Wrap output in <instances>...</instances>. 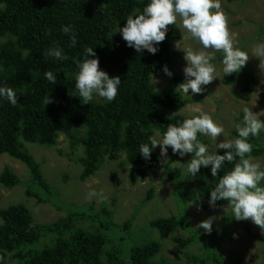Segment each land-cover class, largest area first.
<instances>
[{
    "label": "trees",
    "instance_id": "trees-1",
    "mask_svg": "<svg viewBox=\"0 0 264 264\" xmlns=\"http://www.w3.org/2000/svg\"><path fill=\"white\" fill-rule=\"evenodd\" d=\"M149 0H0V85L11 87L17 94L18 105L13 106L6 99H0V155L21 162L28 168L30 178L26 195L37 203H54L56 191L45 180L40 165L25 148L24 143L42 147H54L60 134L67 137L72 149L80 146L81 173L84 181L91 177L103 161H116L124 156L132 166L127 178L130 184L151 176L159 167V154L152 152L150 160L139 154V146L147 143L155 131L164 133L169 124H177L186 118L177 112L191 101L184 98L175 88L182 79L173 74L165 87L158 89L151 84V77L162 71L173 52L170 39H180L181 32L176 24L168 27L166 39L159 44V51L152 55L144 50L137 53L127 47L116 25L122 28L134 10L143 8ZM71 24L76 32L77 43L70 46L69 35L61 27ZM54 45L64 49L67 59L56 60L45 53ZM85 47H92L99 58L100 69L109 76H119L121 86L112 102L94 98L84 105L75 88L77 61L83 59ZM215 60L223 56L215 55ZM90 57V58H96ZM57 75L55 84L44 77L46 71ZM237 73L224 76L222 83L235 82ZM249 83L235 90L233 96L239 100L250 98L249 85L252 74L247 73ZM251 81V82H250ZM49 96L51 103L45 105ZM244 112L236 119V125L243 120ZM264 120V114L260 116ZM236 137V129L232 131ZM202 142H208L199 137ZM253 144L251 155L264 156V131L257 138L250 137ZM221 155L224 150H221ZM225 163L218 177L211 175L209 168H202L196 176L187 175L186 191L176 194L180 201L192 202L206 207L210 190L219 181V176L234 167ZM190 161V160H189ZM188 161V162H189ZM168 178L177 182L182 178L178 168L167 166ZM20 179L8 168L0 172V185L11 189ZM34 190H32V189ZM152 197L148 191L147 200ZM56 201V200H55ZM223 201H218L220 204ZM30 209V208H29ZM23 204L0 208V264H170L156 259L161 250L158 241H149L134 246L124 257L120 251H107L108 236L100 229L108 230L112 223V209L101 207L94 210L93 203L81 207L71 205L66 216L55 222H34L32 211ZM95 218L100 224L89 231L77 224L81 219ZM188 218L182 216L159 217L149 221L161 239L168 237L178 228L187 227ZM131 220L121 224V230H129ZM242 228L249 238L259 240L262 245L264 264V236L254 235L247 223ZM264 230V228H262ZM173 242L184 250L191 239L172 237ZM215 249L207 253L213 264H225L226 258L216 254ZM201 264L204 260L193 255ZM205 262V261H204Z\"/></svg>",
    "mask_w": 264,
    "mask_h": 264
},
{
    "label": "rangeland",
    "instance_id": "rangeland-1",
    "mask_svg": "<svg viewBox=\"0 0 264 264\" xmlns=\"http://www.w3.org/2000/svg\"><path fill=\"white\" fill-rule=\"evenodd\" d=\"M221 5L228 18L230 31L236 33L235 45L249 53V60L241 72L237 73L235 82L230 85L222 83L225 75L222 71L221 60L212 61L217 67V78L205 86L206 92L192 96V99L200 97L199 100L191 101L177 113L191 117L198 114L192 112L193 108L205 111L224 125L227 133L224 138L232 139L234 138L232 131L236 129V119L240 117L245 108L251 109L254 114L261 113L260 116L264 114L262 113L264 112V83H262L264 82V70L260 67L264 65V56H257L255 53L257 45L264 43V0H221ZM176 25L180 29L181 36L180 39H170L173 55L170 66L166 65L183 82L185 79L183 68L186 66L184 53L176 50L174 45L178 41H181L185 48L198 49L201 45L189 38V34L182 27L179 19ZM215 55L223 56V53L218 51ZM247 73L253 76L249 85L250 98L248 100L236 99L233 92L243 88L247 82L249 83ZM152 78L158 80L159 83L153 84ZM167 79L168 77L162 70L151 77V84L161 89L167 84ZM189 95H192L191 90H189ZM95 99L102 100L103 98L97 96ZM202 137L208 142L210 150L215 151V142L210 137ZM224 138L219 137L217 143ZM24 146L40 165L47 183L56 191L54 203L56 202L57 206L59 204V210L53 204L37 203L34 198L26 195V187L30 185L27 183L30 178L28 168L6 154L0 155V172L4 167H8L20 181L11 189L0 185V208L23 204L31 209L29 210L32 211L34 222L38 224L63 219L71 205L81 207L93 203L94 210L98 213H102V206L111 208L113 212L111 221L115 226L108 230L100 229L108 236L105 246L107 251H120L124 257H127L132 247L149 241H158L161 250L156 259H164L170 264H200L198 260H194L193 255L205 261L201 264H213L208 259L207 253L215 249L217 255L226 258L225 264H263L262 243L257 239L249 238L242 224L247 223L254 235L264 236V230L252 223L250 219L236 221L231 210H225L227 201L216 204L214 207L209 205V201H205L207 208H204L195 206L192 202H181L177 199L175 193L179 190L186 191L184 183L187 179L184 175V166L181 164H186L192 158V154L181 158L174 155L169 148L167 158L160 156L159 167L155 173L132 185L127 178L131 166L125 162L124 156L116 161L104 160L91 177L81 181L79 174L82 168L79 159L83 153L80 146L72 149L66 136L60 134L57 144L51 148L31 143H24ZM155 151L160 155L159 146L155 148ZM254 158L264 165V156L259 155ZM167 166L178 168L182 172L181 180L171 181L166 171ZM31 187L39 193L36 187ZM91 188L98 191L102 189L109 202L97 203L95 198L91 201L87 200V193ZM150 189L152 197L147 200L146 196ZM171 215H185L188 218L187 227L178 228L168 237L161 239L158 232L149 225V221ZM208 217L217 218L211 234L197 228V225ZM129 219L131 220L129 230H121V224ZM77 224L89 231L100 227L95 218L81 219L77 221ZM234 234L237 238H234ZM172 237L188 238L191 242L186 249L181 250L173 242ZM9 262L17 264L15 260Z\"/></svg>",
    "mask_w": 264,
    "mask_h": 264
},
{
    "label": "clouds",
    "instance_id": "clouds-1",
    "mask_svg": "<svg viewBox=\"0 0 264 264\" xmlns=\"http://www.w3.org/2000/svg\"><path fill=\"white\" fill-rule=\"evenodd\" d=\"M178 19L189 38L201 47L185 48L181 41L175 43V49L184 53L186 62L183 68L185 79L175 88V92L190 99L193 95L206 92L205 86L217 78V67L212 61L216 59L215 53L218 51L223 53L221 64L225 76L241 72L249 60V53L235 45L236 33L228 27V18L222 10L221 0H149L142 11L136 9L128 15L122 28H118L117 24L116 32L126 41L127 47L137 53L146 50L155 55L160 50L159 44L166 39L168 27L176 24ZM61 30L65 35L70 34V46L74 47L77 43L74 27L71 24L64 25ZM255 53L264 56V43L257 45ZM45 55L56 60L67 59L64 49L59 45L48 49ZM90 57H96V52L92 47H85L83 59L77 61L75 88L78 96L84 105H89L97 96L110 103L118 95L121 78L110 77L100 69L99 58ZM260 67L264 70V65ZM162 70L165 76H173L167 65ZM44 77L50 83H56L57 75L53 71H46ZM158 83V80L153 79V84ZM189 90L192 95H189ZM17 98L11 87L0 85V99H6L16 106ZM51 102L48 96L45 105ZM192 112L198 114L177 124H169L163 134L157 131L150 136L147 143L139 146L140 156L146 161L150 160L157 146L160 148L159 156L165 158L169 148L181 158L192 154L189 162L179 163L184 166V175L196 176L202 168L210 166L214 178L218 177L225 163L232 164L239 158L230 171L219 176L218 183L210 190L209 205L214 207L218 201H227L225 210L230 209L236 221L250 219L261 229L264 228V165L251 155L253 144L249 142L250 137L257 138L264 131V120L259 119L261 113L254 114L251 109L245 108L242 122L236 125V137L225 139L227 133L219 120L197 108H193ZM201 136L210 137L215 142V151H211L209 145L202 142L199 138ZM221 136L224 139L217 143ZM221 150H224L223 155L219 154ZM93 198L97 203L109 202L102 189L98 191L91 188L86 199L91 201ZM216 219L208 217L197 228L211 234ZM234 238H237L235 234Z\"/></svg>",
    "mask_w": 264,
    "mask_h": 264
}]
</instances>
